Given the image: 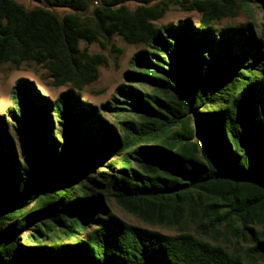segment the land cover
<instances>
[{
	"label": "trees",
	"instance_id": "16d2710c",
	"mask_svg": "<svg viewBox=\"0 0 264 264\" xmlns=\"http://www.w3.org/2000/svg\"><path fill=\"white\" fill-rule=\"evenodd\" d=\"M35 1L0 0V65L63 90L20 77L0 114V264H264V0ZM249 1L259 24L223 21ZM172 6L200 17L157 24ZM114 36L143 48L96 106L81 43Z\"/></svg>",
	"mask_w": 264,
	"mask_h": 264
},
{
	"label": "rangeland",
	"instance_id": "374dc122",
	"mask_svg": "<svg viewBox=\"0 0 264 264\" xmlns=\"http://www.w3.org/2000/svg\"><path fill=\"white\" fill-rule=\"evenodd\" d=\"M23 5L27 9L37 6L45 7L43 2L35 0H14ZM239 2L240 0H234ZM136 3H129L130 8H134ZM249 7L252 8L251 13L243 9L236 10L234 16L226 15L223 18L224 22H231L232 24H241L253 20L254 23L259 24L262 16V9L255 7L253 1H249ZM49 9L56 12L59 16L69 10L64 7H49ZM200 13L197 11H187L181 9L179 6H172L164 16L156 21L157 24L176 23L178 20L188 18L190 21L197 22ZM81 46H86L89 52L101 54L105 63L98 67V77L95 81L84 86L82 96L89 103L99 106L112 99L118 86L122 83H129V78L126 77V71L133 68L134 54L143 48V44H129L121 36L112 37L111 43L102 46L99 42H82ZM32 78L33 83L42 84L35 87L39 94L47 97L52 103L57 95L63 90L62 87L55 84L51 75L39 65L32 62L23 63L20 66H15L11 63H4L0 65V114H7L12 106L11 90L15 86V80L18 78ZM116 95V94H114ZM117 96V95H116ZM83 99V100H84ZM112 118V117H109ZM103 202L109 212L116 214L125 221L158 229L166 233H174L175 230H168L159 226H150L141 221L132 214L124 211L113 200L103 199Z\"/></svg>",
	"mask_w": 264,
	"mask_h": 264
}]
</instances>
